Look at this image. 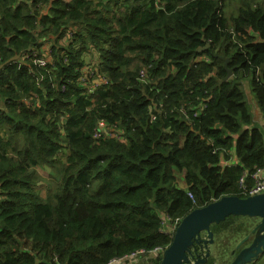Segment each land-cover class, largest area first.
I'll return each mask as SVG.
<instances>
[{
	"label": "trees",
	"instance_id": "trees-1",
	"mask_svg": "<svg viewBox=\"0 0 264 264\" xmlns=\"http://www.w3.org/2000/svg\"><path fill=\"white\" fill-rule=\"evenodd\" d=\"M231 1L0 0V264H109L167 248L164 216L246 198L241 176L264 169V130L243 90L248 81L264 118V0L229 14ZM46 40L54 65L8 63ZM91 51L109 78L93 91L79 80ZM101 120L122 140L94 141ZM64 150L58 189L41 200L35 169Z\"/></svg>",
	"mask_w": 264,
	"mask_h": 264
},
{
	"label": "water",
	"instance_id": "water-1",
	"mask_svg": "<svg viewBox=\"0 0 264 264\" xmlns=\"http://www.w3.org/2000/svg\"><path fill=\"white\" fill-rule=\"evenodd\" d=\"M30 45L27 52H31ZM202 51V50H200ZM23 54H18L9 60H19ZM88 63V58L86 59ZM225 68L227 74L224 80L232 75V69ZM5 64L0 65V69ZM229 216H244L258 218L259 222L252 231L245 236L236 247L238 253L229 264H257L264 255V193L246 198L238 196H224L208 205L192 210L177 226L171 244L165 249L160 264H205L210 256V251L205 256L191 261L189 254L195 242L202 240V233L207 237L203 239L208 246L214 242V233L211 230L213 224L225 221Z\"/></svg>",
	"mask_w": 264,
	"mask_h": 264
},
{
	"label": "built area",
	"instance_id": "built-area-1",
	"mask_svg": "<svg viewBox=\"0 0 264 264\" xmlns=\"http://www.w3.org/2000/svg\"><path fill=\"white\" fill-rule=\"evenodd\" d=\"M67 43V42H66ZM51 45V44H50ZM31 55H23L24 59L31 58L32 61L40 67L46 68L48 65H54L51 46L46 44L42 46L40 49H36L35 51L30 52ZM22 57L20 58L22 60ZM88 58V65L87 68L82 69V75L79 78L84 85H86L85 81H88V86L91 91L95 90L96 88L109 84V78L105 77L100 74L98 69L99 63V55L96 51H91L89 54L85 55V59ZM197 62L202 61H209V58L206 56H199L196 58ZM87 65V66H88ZM86 67V66H85ZM140 75H146L145 70L140 71ZM204 108V105L199 107V110L192 112L193 116H197L200 111ZM181 112L185 117H189L190 112L187 108L182 106ZM156 116L153 115L152 119H155ZM92 138L94 141H100L101 139H117L122 140V136L120 132L117 130L115 125L109 124L105 120H101L98 122L97 127L94 129ZM251 178V183L247 182V178ZM239 187L241 189V194L249 197L258 194L264 193V169H259L253 174H249L247 171L243 173L239 181ZM190 197L193 198L192 193H189ZM181 219L176 218L172 220L170 217L164 216L163 222L168 226H166L165 232L168 234H172L176 231L177 226L181 223ZM173 226V227H172ZM166 248L157 247L153 250L145 251L143 249L137 250L127 256L122 258L113 259L109 264L117 263V264H138L140 260V256H145V260L150 262L151 255L155 256H162ZM148 263V262H147Z\"/></svg>",
	"mask_w": 264,
	"mask_h": 264
},
{
	"label": "rangeland",
	"instance_id": "rangeland-1",
	"mask_svg": "<svg viewBox=\"0 0 264 264\" xmlns=\"http://www.w3.org/2000/svg\"><path fill=\"white\" fill-rule=\"evenodd\" d=\"M240 3V0L228 2L229 6L227 7V12L229 14L235 13ZM76 29L78 30V28ZM64 42L65 38L61 41V43L64 44ZM44 44H52V42L46 40L44 41ZM22 60H24V57H22ZM89 66L90 65L84 67V69ZM243 90L245 92L246 101L253 115V118L255 119L257 117H260L261 113L259 111L258 103L251 91L248 81H246L245 85L243 84ZM18 140L19 142L15 143V145L17 146V148H20L22 146L23 140L21 138H19ZM64 152L66 151L64 150L59 154V156L57 157V163L55 165L39 167L35 169V171L38 172L39 175L38 185L36 186V188L38 193L40 194V197L42 198L41 200H46L49 192L54 193L58 189V180L60 177H62L63 170L66 164V154ZM10 155H15L13 150L10 152ZM178 184L181 186L185 185L181 176H179ZM232 220L233 221L231 222H234L232 225L225 226L227 223H221V225L214 226L215 224H213L211 226V229H213V227L215 228L214 242L212 244H209L208 246L205 244L206 248L203 251L206 253L210 251L209 257H211L210 261L205 264H224L228 263L232 258H235L236 254L238 253V250H236L237 245L242 242L245 236L248 235L259 222L258 218H250L244 216H233ZM236 223H241L242 225L236 226ZM166 226H168V224ZM205 255L206 254H204L203 256ZM151 257L156 258L153 255H151ZM144 258L145 256H140V264H150V262H152H149Z\"/></svg>",
	"mask_w": 264,
	"mask_h": 264
},
{
	"label": "crops",
	"instance_id": "crops-1",
	"mask_svg": "<svg viewBox=\"0 0 264 264\" xmlns=\"http://www.w3.org/2000/svg\"><path fill=\"white\" fill-rule=\"evenodd\" d=\"M64 1L70 2L71 0H64ZM49 46H51V45L49 44ZM243 84L245 85L246 82H244ZM259 111H260V109H259ZM255 122H256V124L261 126L262 129L264 130V118L262 117L261 114H260V117L255 118ZM112 264H117V263H112ZM125 264H129V263H125ZM138 264H140V262H138ZM257 264H264V255L257 261Z\"/></svg>",
	"mask_w": 264,
	"mask_h": 264
}]
</instances>
